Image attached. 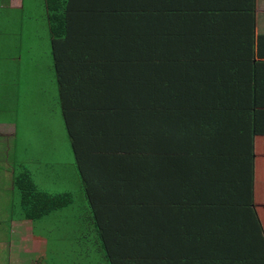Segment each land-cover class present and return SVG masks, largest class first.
<instances>
[{"label": "trees", "instance_id": "trees-1", "mask_svg": "<svg viewBox=\"0 0 264 264\" xmlns=\"http://www.w3.org/2000/svg\"><path fill=\"white\" fill-rule=\"evenodd\" d=\"M129 2L137 8L126 15L117 0H106L100 35L84 20L71 22L72 11H86L79 0L44 2L72 140L73 115L91 110L79 97L92 105L85 118L110 131H96L105 147H75L99 251L94 264H264V147H255V95L233 99L241 89L229 63L240 45L213 36L210 8L193 15V38L171 39L157 36L149 14L137 13L150 10L148 0ZM238 131L243 143L231 147ZM14 183L21 200L12 207L24 218L75 200L73 192L41 190L25 165Z\"/></svg>", "mask_w": 264, "mask_h": 264}, {"label": "crops", "instance_id": "crops-1", "mask_svg": "<svg viewBox=\"0 0 264 264\" xmlns=\"http://www.w3.org/2000/svg\"><path fill=\"white\" fill-rule=\"evenodd\" d=\"M82 6H85L86 11L77 12V9L72 11V23L78 26L76 20H84L88 24V31L95 35H100L107 29L106 20H108V13L106 9V0H79ZM150 2V10L146 12H137L149 14L153 22V29L158 34H167L171 39H186L193 38V30L189 25H196L197 18L194 17L201 9L203 13H210L207 8L211 9L210 19L216 26L215 36L221 41H225L229 45H240L239 54L232 53L229 63H233V71L238 76L237 87L241 90L235 95L233 99H242L247 92H252L255 103V147H264V0H148ZM43 2V9L47 20L48 30L50 32L48 22V10ZM77 0H75L76 4ZM6 3L7 6L13 8H5L2 4ZM128 5H127V4ZM128 6V8H126ZM118 9H123L122 14H132L136 5H132L129 0H117ZM142 8V5H138ZM26 9V0H1L0 1V26L3 25L2 20L14 16L17 12L20 20L23 19V13ZM12 12V13H10ZM15 17V16H14ZM169 24L171 26L163 27L161 25ZM183 24V26H180ZM78 29V28H75ZM126 32L128 28H123ZM76 31V30H75ZM51 33V32H50ZM51 36V34H50ZM97 37V36H93ZM240 41V42H239ZM183 56H189L182 48ZM184 52H186L184 54ZM72 51L68 57L75 56ZM20 60L22 57L19 58ZM228 63V64H229ZM53 67V65H52ZM1 65L0 71L5 70ZM54 69V68H53ZM55 72V70H54ZM250 79H252L250 81ZM55 80L57 82V75L55 72ZM10 95L0 98V114L4 112L8 115L15 113V106L21 104V99L16 100L13 90V84L10 83ZM58 84V82H57ZM59 88V85H58ZM253 89V90H252ZM8 90V91H9ZM4 92L0 91V94ZM60 93V90H59ZM103 104L104 98H98ZM83 106L90 107L92 105L90 99L87 97L77 98ZM59 102H62L60 93ZM3 104H5L3 106ZM24 105V102H23ZM90 110V112H91ZM90 112L76 111L73 119L78 120L73 123V129L77 135V139L72 140L71 147H68L70 156L65 160H57L52 157L48 158H32L37 159V165L32 166L29 162H24L28 170L31 172L35 183L41 190L56 193V189L50 187L51 184H56L57 174L62 179V184L59 192H73L79 193L83 198V186L81 181V174L78 167V150L75 147H105L106 141L97 135L96 131H109L104 127L96 124L92 118H85ZM93 113V112H92ZM12 116H6L0 119V142L6 141L10 147L11 141L16 138L18 130V122L14 121ZM233 118V117H232ZM27 125H34L28 122ZM235 124V123H232ZM67 127V126H66ZM69 132V131H68ZM110 132V131H109ZM70 135V133H69ZM114 136V135H113ZM112 136V137H113ZM236 142L231 141V147L235 144L243 143V135L236 132L233 134ZM71 137V136H70ZM114 139L111 138V143ZM119 144L116 146L118 147ZM217 146V145H215ZM6 149V147H4ZM4 149V150H5ZM1 152V151H0ZM2 151V155H3ZM8 154V152H7ZM44 159H51L52 164L42 169V161ZM48 164V163H47ZM9 173L6 182V189L16 195V186L14 183L15 167L11 165H0ZM55 177H51V175ZM45 175V177H43ZM47 179V185L45 180ZM115 180V177H114ZM3 187V186H2ZM58 192V193H59ZM15 197H13V203ZM9 206L3 203L5 208L4 212H0V264H33L38 262V255L41 251L48 247L51 240L62 242L64 239L62 234H57L50 237L48 233H52L54 228L61 231L63 220L59 218L54 221H47L49 218H54L57 214L63 212V209H58L48 213L45 216V222L39 223L38 219L24 218L22 211L15 210L12 205ZM14 209L16 212L12 211ZM89 215H92L89 212ZM84 239L79 236V243ZM88 239V238H87ZM81 246V245H80Z\"/></svg>", "mask_w": 264, "mask_h": 264}, {"label": "rangeland", "instance_id": "rangeland-1", "mask_svg": "<svg viewBox=\"0 0 264 264\" xmlns=\"http://www.w3.org/2000/svg\"><path fill=\"white\" fill-rule=\"evenodd\" d=\"M2 6L13 8L6 3ZM42 6L43 2L39 3V0H26L23 19L20 20L19 14L14 12L15 17L3 19V25L0 26V67L2 65L6 68L0 71V91L4 92L0 94V98L10 95L9 87L12 83L16 100L21 99V104L15 106L13 115L6 112L0 114V119L12 116L11 119L18 122L17 135L10 147L5 140L0 142V165L14 166L15 171L21 170L23 163L32 158L52 157L61 161L70 156L68 147H71L72 141L59 102L60 93L52 67L51 36ZM27 120L34 125L28 126ZM30 164L37 165V159H32ZM50 164L51 159H44L41 168L45 169ZM8 176L7 170L1 167L0 212L5 211L3 203L9 206L13 203V197L18 203L21 200L18 188L15 196L6 189ZM44 182L47 185V179ZM61 184L62 179L57 174L56 184H51L50 187L56 189L57 194ZM74 196V202L62 208L63 212L47 220H63L62 230L54 228L48 235L53 237L62 234L64 238H57L64 240L47 242L49 246L38 255L37 260L41 264H94L97 258L99 251L96 253L93 230L89 226L87 200L78 192ZM46 215L37 218L39 223L45 222ZM82 234L88 240L79 243V236Z\"/></svg>", "mask_w": 264, "mask_h": 264}]
</instances>
